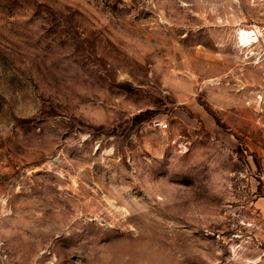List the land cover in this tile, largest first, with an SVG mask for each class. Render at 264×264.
Returning <instances> with one entry per match:
<instances>
[{"label":"rangeland","instance_id":"rangeland-1","mask_svg":"<svg viewBox=\"0 0 264 264\" xmlns=\"http://www.w3.org/2000/svg\"><path fill=\"white\" fill-rule=\"evenodd\" d=\"M256 22L242 0H0V264H264V41L236 44Z\"/></svg>","mask_w":264,"mask_h":264},{"label":"bare ground","instance_id":"bare-ground-1","mask_svg":"<svg viewBox=\"0 0 264 264\" xmlns=\"http://www.w3.org/2000/svg\"><path fill=\"white\" fill-rule=\"evenodd\" d=\"M250 26L252 27L236 28V44L242 50L246 49L248 51L247 54L250 53L251 48L253 49L260 45L259 42L261 41L258 23L256 22Z\"/></svg>","mask_w":264,"mask_h":264},{"label":"built area","instance_id":"built-area-1","mask_svg":"<svg viewBox=\"0 0 264 264\" xmlns=\"http://www.w3.org/2000/svg\"><path fill=\"white\" fill-rule=\"evenodd\" d=\"M242 1L247 2L248 5L254 9L256 14V21L260 26L259 36L261 40L264 41V0H242ZM262 48H264V46H262ZM262 51H264V49H262Z\"/></svg>","mask_w":264,"mask_h":264}]
</instances>
